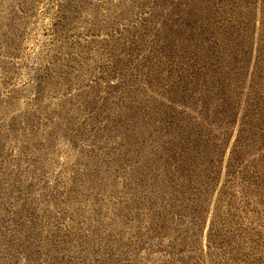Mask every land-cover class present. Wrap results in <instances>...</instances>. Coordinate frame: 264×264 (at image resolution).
Returning <instances> with one entry per match:
<instances>
[{
	"label": "rangeland",
	"instance_id": "1",
	"mask_svg": "<svg viewBox=\"0 0 264 264\" xmlns=\"http://www.w3.org/2000/svg\"><path fill=\"white\" fill-rule=\"evenodd\" d=\"M0 264H264V0H0Z\"/></svg>",
	"mask_w": 264,
	"mask_h": 264
}]
</instances>
